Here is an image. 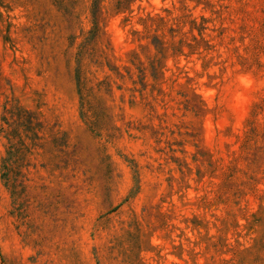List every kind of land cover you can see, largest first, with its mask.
<instances>
[{
  "label": "rangeland",
  "instance_id": "rangeland-1",
  "mask_svg": "<svg viewBox=\"0 0 264 264\" xmlns=\"http://www.w3.org/2000/svg\"><path fill=\"white\" fill-rule=\"evenodd\" d=\"M0 264H264V0H0Z\"/></svg>",
  "mask_w": 264,
  "mask_h": 264
}]
</instances>
